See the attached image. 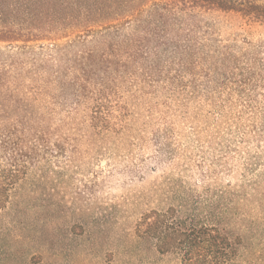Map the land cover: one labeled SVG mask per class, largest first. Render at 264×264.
Returning a JSON list of instances; mask_svg holds the SVG:
<instances>
[{"label":"trees","instance_id":"16d2710c","mask_svg":"<svg viewBox=\"0 0 264 264\" xmlns=\"http://www.w3.org/2000/svg\"><path fill=\"white\" fill-rule=\"evenodd\" d=\"M7 12L28 24L7 21ZM221 13L262 22L264 3L0 0V43L9 48L0 49V218H21L23 204L39 198L31 190L18 200V191L58 181L54 174L75 163L62 158L68 152L98 141L119 146L135 117L164 124L154 127L161 151H173L176 133L220 163L234 151L232 126L236 147L248 135L264 138V58L218 38ZM162 136L169 144L160 145ZM165 184L172 201L141 213L138 236L182 264H253L246 236L231 225L234 184Z\"/></svg>","mask_w":264,"mask_h":264},{"label":"rangeland","instance_id":"374dc122","mask_svg":"<svg viewBox=\"0 0 264 264\" xmlns=\"http://www.w3.org/2000/svg\"><path fill=\"white\" fill-rule=\"evenodd\" d=\"M7 13V21L28 24L24 16ZM214 18L219 39L239 40L238 44L261 51L264 58L260 49L264 21L251 23L238 14L223 13ZM0 49L9 50L4 43ZM158 119L142 125L148 119L135 117L130 124L133 130L119 146L98 141L93 147L85 144L82 150L68 152L62 158L75 163L70 170L54 174L58 181L36 187L28 181L17 199L31 190L39 199L23 204L21 218H0V264H182L174 254L159 253L134 228L143 211L172 201L168 180L172 187L197 182L213 188L234 184L240 195L232 228L246 236L253 264H264V138L248 135L236 147L241 136L232 126L234 151L226 163H220L216 152L204 154L197 144L181 140L176 133L173 151H161L154 127L164 124ZM160 142L169 144L165 136ZM174 181L178 184H171ZM54 198L57 212L51 216L47 212Z\"/></svg>","mask_w":264,"mask_h":264}]
</instances>
